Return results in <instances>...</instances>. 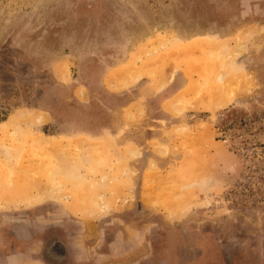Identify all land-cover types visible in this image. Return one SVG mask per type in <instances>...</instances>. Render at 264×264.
<instances>
[{
    "label": "rangeland",
    "instance_id": "obj_1",
    "mask_svg": "<svg viewBox=\"0 0 264 264\" xmlns=\"http://www.w3.org/2000/svg\"><path fill=\"white\" fill-rule=\"evenodd\" d=\"M25 60L86 103L84 84L104 72L129 104L99 138L56 139L42 130L48 112L10 113L0 228L23 213L70 214L100 236L136 200L146 223L169 228L264 220V0H0V75Z\"/></svg>",
    "mask_w": 264,
    "mask_h": 264
},
{
    "label": "flooded vegetation",
    "instance_id": "obj_2",
    "mask_svg": "<svg viewBox=\"0 0 264 264\" xmlns=\"http://www.w3.org/2000/svg\"><path fill=\"white\" fill-rule=\"evenodd\" d=\"M146 215L136 200L130 213L107 221L100 236L87 240L80 225L67 216L16 215L8 228H0V264H178L177 228H169L159 216L148 224ZM254 220L206 218L201 224L188 225H194L195 240L205 245L204 256L218 250L231 260L233 254L264 247L255 233L264 220L257 224ZM185 228L182 235L190 243L192 237Z\"/></svg>",
    "mask_w": 264,
    "mask_h": 264
},
{
    "label": "trees",
    "instance_id": "obj_3",
    "mask_svg": "<svg viewBox=\"0 0 264 264\" xmlns=\"http://www.w3.org/2000/svg\"><path fill=\"white\" fill-rule=\"evenodd\" d=\"M32 66L30 60L19 61L14 64L13 71L0 75V99L5 101L0 103V123L17 110H43L51 114V120L42 130L54 138L82 135L99 138L108 132L109 126L120 123L116 111L128 106V92H112L106 88L104 72L94 74L95 84H84L91 98L86 103L73 99L69 87L59 82L52 72L47 69L34 72ZM100 66L97 62L96 67ZM66 125L69 130L64 129Z\"/></svg>",
    "mask_w": 264,
    "mask_h": 264
},
{
    "label": "crops",
    "instance_id": "obj_4",
    "mask_svg": "<svg viewBox=\"0 0 264 264\" xmlns=\"http://www.w3.org/2000/svg\"><path fill=\"white\" fill-rule=\"evenodd\" d=\"M109 78L110 80L111 78H115V74L110 73V76L108 77V80L106 81H110ZM106 85L107 87H110L108 86V84ZM183 90L184 88L180 89L176 94H180ZM146 97H150L147 99L148 101L156 98L155 96L154 98H151L153 96H146ZM158 109L161 111L162 114L171 116V113L165 109V106L163 103L159 105ZM64 216L71 218L70 214H66ZM113 219H115V217H113ZM191 223L201 224V222H196V221L193 222L189 220L186 222L185 226L183 225L175 226L177 228L176 230L179 235V238H178L179 249H178V262H177L178 264H264V247H258V245L252 251L250 250L249 252H246V253L233 254V258L231 257V260H228L227 258L224 259L220 251L217 250V248H215L217 252H214L212 254H205L204 256V252H206L205 247H204L205 245L195 240L194 238L195 237L194 234L196 233L195 227L194 225L190 227L188 225ZM186 226L187 228H185ZM184 228L186 229V233H189L190 237H192V241H190V243H187L186 242L187 240L183 238L182 231ZM255 233L258 234V237L263 239V241L261 242H264V226L262 228H258V230H256ZM83 240H87V233L85 232H83Z\"/></svg>",
    "mask_w": 264,
    "mask_h": 264
},
{
    "label": "bare ground",
    "instance_id": "obj_5",
    "mask_svg": "<svg viewBox=\"0 0 264 264\" xmlns=\"http://www.w3.org/2000/svg\"><path fill=\"white\" fill-rule=\"evenodd\" d=\"M188 73H189V72H188ZM219 79H220V80H223V76L220 75V76H219ZM218 81H219V80H218ZM192 87H193V86H192ZM151 177H152V176H151ZM152 180H153V179H152ZM152 180H151V181H152ZM149 194H150V193H149ZM172 213H173V212H172Z\"/></svg>",
    "mask_w": 264,
    "mask_h": 264
}]
</instances>
